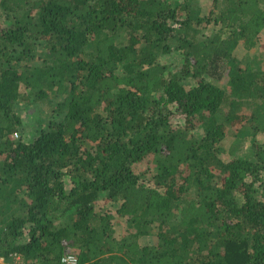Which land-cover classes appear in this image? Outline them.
I'll use <instances>...</instances> for the list:
<instances>
[{
    "label": "trees",
    "instance_id": "16d2710c",
    "mask_svg": "<svg viewBox=\"0 0 264 264\" xmlns=\"http://www.w3.org/2000/svg\"><path fill=\"white\" fill-rule=\"evenodd\" d=\"M212 1L0 0L3 264H264V0Z\"/></svg>",
    "mask_w": 264,
    "mask_h": 264
},
{
    "label": "rangeland",
    "instance_id": "374dc122",
    "mask_svg": "<svg viewBox=\"0 0 264 264\" xmlns=\"http://www.w3.org/2000/svg\"><path fill=\"white\" fill-rule=\"evenodd\" d=\"M197 4L202 8V14L208 13L210 11V9L212 8L213 5V1L212 0H198ZM258 30V43L254 46V48L249 51L247 49V47L245 46L244 43H241L238 45L237 49L235 50L234 55L241 59L244 58L245 56H247V54L249 52H260L263 49V45H264V27H260V26H253V31ZM179 56L176 54H171V55H167L164 59L165 62L167 63H171V62H175V61H179ZM227 76H225L224 78H222L219 81H215V83H217L220 86H225L227 84ZM189 83H192L193 80L191 79V81H188ZM22 91L26 92V89L23 88ZM28 91V90H27ZM20 105L17 107L16 111L17 114L19 116H21L22 118V127L21 130H18L15 134H17V136H15V134L13 135L14 138H23L26 141H32L34 140V138L36 137L38 131L40 128H43L45 126V124L47 123V121L49 120V118H52V111L51 108L52 106L47 102V100H39V101H32V102H20ZM51 112V114H50ZM247 113H240L239 115L241 117H245ZM220 117L222 115H219ZM239 116V118H240ZM59 115H56L55 118H59ZM173 118L175 119L176 122H182L183 121V116L180 113H176L175 116H173ZM243 120V118H241ZM241 119H238L236 121H234V125L235 126H228L227 127V133H228V137H233L232 133H235L238 130V126L241 124ZM184 122V121H183ZM233 125V124H232ZM203 133V129L200 127H197L195 130L192 131V134L195 137H201ZM258 140L264 142V134H260L258 135ZM236 151V149H235ZM239 152V151H236ZM226 153V152H225ZM231 154V152H230ZM66 180V185L68 187L71 186V180L69 176H66L65 178ZM100 205H104L105 208L110 209V211L114 214V228H115V236L117 238H122L124 235L125 236H131V234L133 235L134 233V229H130L128 228V224H127V218L128 217H122L120 215L117 214L116 209L118 207L117 204L115 203H111V202H106L104 200L100 201ZM138 241H140V243L142 245L145 244H149V243H157L158 242V238L157 236L153 233L151 235H146V236H141ZM73 252V251H72ZM71 252V253H72ZM73 254V253H72ZM22 264V263H19Z\"/></svg>",
    "mask_w": 264,
    "mask_h": 264
},
{
    "label": "built area",
    "instance_id": "2783aa9c",
    "mask_svg": "<svg viewBox=\"0 0 264 264\" xmlns=\"http://www.w3.org/2000/svg\"><path fill=\"white\" fill-rule=\"evenodd\" d=\"M15 136H17V134H15ZM14 255L18 256L19 258L18 254H14ZM4 261L5 258L0 254V263H4ZM58 264H79V260L75 254L67 253L61 257Z\"/></svg>",
    "mask_w": 264,
    "mask_h": 264
},
{
    "label": "crops",
    "instance_id": "0c3cea01",
    "mask_svg": "<svg viewBox=\"0 0 264 264\" xmlns=\"http://www.w3.org/2000/svg\"><path fill=\"white\" fill-rule=\"evenodd\" d=\"M3 264V263H2ZM7 264V263H6Z\"/></svg>",
    "mask_w": 264,
    "mask_h": 264
}]
</instances>
